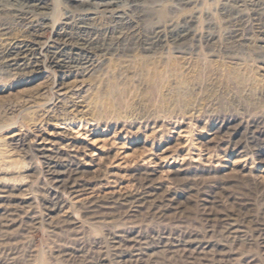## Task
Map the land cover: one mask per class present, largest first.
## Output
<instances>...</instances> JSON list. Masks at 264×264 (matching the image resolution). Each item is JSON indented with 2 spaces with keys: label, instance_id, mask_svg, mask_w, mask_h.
<instances>
[{
  "label": "rangeland",
  "instance_id": "obj_1",
  "mask_svg": "<svg viewBox=\"0 0 264 264\" xmlns=\"http://www.w3.org/2000/svg\"><path fill=\"white\" fill-rule=\"evenodd\" d=\"M63 1L38 33L39 17L0 20V264H264V5L239 20L221 13L236 0H199L185 56L167 36L150 65L130 43L156 25L108 16L134 0ZM177 8L165 18L189 22ZM81 21L127 52L43 81L56 30ZM28 43L45 63L16 74L2 56Z\"/></svg>",
  "mask_w": 264,
  "mask_h": 264
},
{
  "label": "bare ground",
  "instance_id": "obj_2",
  "mask_svg": "<svg viewBox=\"0 0 264 264\" xmlns=\"http://www.w3.org/2000/svg\"><path fill=\"white\" fill-rule=\"evenodd\" d=\"M235 2H236L235 3L236 6L238 7L237 15L233 16L232 14H230L228 12L227 8H224V9L222 8L221 13H223V15H226L225 17H227V18L228 17H234V19L242 20L243 16L246 13L245 8L247 5H251V7H252L251 9H254V11L260 10L261 6L264 5V0H236ZM133 3L134 4L130 7L125 6V9H115L114 8V10L113 9L109 10L110 14L108 16H110V18L113 17L114 19H116L117 24L119 23V25H117V26H120L121 29H123V28L125 29V28L129 27V25L131 24L129 19H131L132 17L138 18V22L142 21L143 23L148 22L150 24L156 25L155 26L156 28H154V30L152 32H150L149 34H147L145 36L143 35V37H139L137 39L135 38L130 43V45H132V44L136 45L137 44V48L139 49V52H141V58L144 59L146 64L152 65L153 63H155V61L157 59H158V62L160 63L159 59L161 60L162 57L165 58L166 56L167 57L169 56V55H167V54H169V52L165 51V49L163 48V46H164L163 43L166 42L167 36L170 38L169 40H171L173 43L176 44V48H174V50H173V53L175 56L181 58L184 54H186V52L182 48H180L179 45L188 41L190 36L192 35L193 28H192L190 22H195L197 20V18L200 16L199 10L201 9L202 6H199V0H134ZM66 4L67 3H65L63 0H0V20L3 19L7 15H13V16H16L19 18L20 17L25 18L29 15L39 17L40 22L32 23L31 31H30L31 33L32 32L38 33V30L40 28H42L43 26L45 27L46 20L49 19V15L46 12V10L49 8V6L52 5L54 8V11H55L56 9L59 8L58 6L62 5V7H63V5H66ZM225 4L226 3H223L222 5H225ZM174 7H178L177 9H178V11L179 10L181 11V14L187 13L186 15L189 18L188 19L189 22L175 23V21H174L175 17L167 19L168 18L167 17L168 9L173 10ZM261 10H264V8ZM88 13L89 12H86L85 10L82 11L80 13V16L82 17V18H80V20L84 21V19H85L84 17ZM173 13H174V11H173ZM168 16H170V15H168ZM68 17L70 19H72L73 17H76V15H73L71 13ZM156 17H157V20L153 21V20H155ZM165 17H167V18H165ZM178 17H180V15ZM163 18H164V20L165 19L168 20L167 25L164 24V25H166V27H162V25L158 26L159 24H162V23H159V21H160V19L162 21ZM55 21L57 22V20H55ZM55 21H54V24H56ZM81 23H84V24L77 23L76 25H74V27L72 26V28L71 27H61V29L56 30V40H58V42L60 41L59 45H57V47H54L53 49H51V48L48 49L46 51L45 55L41 54V56L44 57V60H46L47 63H45L44 60H41V58H38V60H36L35 62L30 61L29 56L34 55V53L36 52V49H37L34 46H36L38 43H34V44L28 43L25 45L12 46L11 48L8 47L9 50H6L4 55L2 56L6 59L4 61V62H6L5 66L7 68H9L10 70H13V71L16 70L15 71L16 74H18V73L20 74V71L25 70L26 68H30V67L39 68V66L43 65L44 63H45V65H44L45 68L48 69L47 64L50 63L49 67H51V69H49V72L43 81L54 76V84L57 83L56 86H60L61 84H65L67 79H74L76 81V79H79V78H81L82 80L89 78L94 73H96L97 71H99L101 68L104 67V63L102 62V60L97 61L93 58V55L91 54L92 51L100 52L101 54L106 55L107 58H108V56L109 57L110 56L119 57L123 54V52H121V51H123L124 49L121 48V45L124 43L125 39H123L121 32H119L120 35H113V36H107L106 35L107 37H102V36L99 37V35L101 33L99 35L96 34L94 32L93 28L91 27V25L88 24V22L85 23V22L81 21ZM157 23H159V24H157ZM3 25H4L3 23L0 24V26H3ZM3 27H5V26H3ZM0 29H1V27H0ZM2 29L5 30L6 27L2 28ZM165 29L168 30V33L163 34V31ZM169 33H170V35H167ZM30 36H32V35H30ZM236 36H237V34H236ZM129 42L127 43L128 45H129ZM127 47H128V49H131V48H129V46H127ZM134 51H135V49H134ZM125 52H127V51H125ZM164 61H165V59H164ZM164 66H165V64H164ZM143 67H144V64H143ZM150 67H152V66H150ZM52 68H55V69H52ZM156 68L158 69L159 65ZM43 70L44 69H42V71ZM148 73H150V72H148ZM12 75H13V72H12ZM155 76H156V74H155ZM8 80H9V78H8ZM22 81H24V80H22ZM74 166H75L74 169L69 171L70 172L69 178H73L74 176L76 177L80 173L82 174V172H83L82 171V165L79 162H75ZM49 167H50L49 170H51L52 166H49ZM54 172L56 173V176L58 178L64 177L66 174V172H63V171H58V172L53 171V173ZM59 181H61V180H59ZM67 184H69V183H67ZM4 189H6V188H4ZM132 248L138 250L141 247L137 248V245L134 244L132 246ZM188 258H191V257H188ZM199 258L201 259V257H199Z\"/></svg>",
  "mask_w": 264,
  "mask_h": 264
}]
</instances>
